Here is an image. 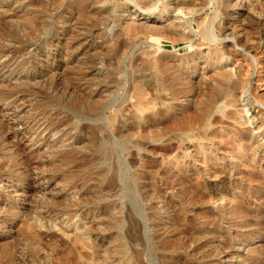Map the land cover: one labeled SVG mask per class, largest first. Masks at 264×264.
Instances as JSON below:
<instances>
[{"label":"rangeland","instance_id":"374dc122","mask_svg":"<svg viewBox=\"0 0 264 264\" xmlns=\"http://www.w3.org/2000/svg\"><path fill=\"white\" fill-rule=\"evenodd\" d=\"M0 264H264V0H0Z\"/></svg>","mask_w":264,"mask_h":264},{"label":"bare ground","instance_id":"6f19581e","mask_svg":"<svg viewBox=\"0 0 264 264\" xmlns=\"http://www.w3.org/2000/svg\"><path fill=\"white\" fill-rule=\"evenodd\" d=\"M161 1H163V0H161ZM214 1V0H213ZM157 24L158 23H156V24H153V25H150V24H143V25H134L132 28H131V30L133 29V28H139V27H142V28H144V27H151V28H153V30L154 31H157L158 30V28H160V27H158L157 26ZM158 25H160L161 26V24H158ZM139 26V27H138ZM107 29V28H106ZM128 31H130V29L128 28ZM159 32V31H158ZM171 32V31H170ZM160 33V32H159ZM162 35V34H161ZM164 35V34H163ZM92 37V36H91ZM179 37V36H178ZM182 37V36H181ZM80 40H81V38H80ZM173 41H174V39H173ZM80 43H81V41H80ZM92 43H93V41H92ZM87 46V45H86ZM88 47V46H87ZM72 49V48H71ZM92 49V48H91ZM75 51V50H74ZM73 51V52H74ZM70 55V54H69ZM74 56V55H73ZM75 56H77V55H75ZM83 56V55H82ZM78 57V56H77ZM76 60V59H75ZM71 62V61H70ZM83 64V63H82ZM82 66H84V65H82ZM81 68V67H80ZM89 70V69H88ZM91 70V69H90ZM93 70V69H92ZM95 70V69H94ZM95 72H93V74H94ZM91 74V73H90Z\"/></svg>","mask_w":264,"mask_h":264}]
</instances>
